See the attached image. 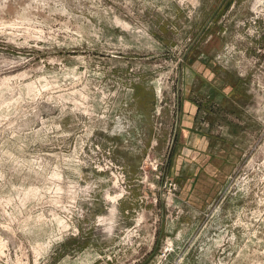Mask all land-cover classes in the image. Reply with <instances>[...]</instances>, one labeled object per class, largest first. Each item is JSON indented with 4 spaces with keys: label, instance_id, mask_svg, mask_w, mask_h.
<instances>
[{
    "label": "rangeland",
    "instance_id": "374dc122",
    "mask_svg": "<svg viewBox=\"0 0 264 264\" xmlns=\"http://www.w3.org/2000/svg\"><path fill=\"white\" fill-rule=\"evenodd\" d=\"M0 264H264V0H0Z\"/></svg>",
    "mask_w": 264,
    "mask_h": 264
},
{
    "label": "crops",
    "instance_id": "0c3cea01",
    "mask_svg": "<svg viewBox=\"0 0 264 264\" xmlns=\"http://www.w3.org/2000/svg\"><path fill=\"white\" fill-rule=\"evenodd\" d=\"M209 100H213L215 99L214 96H209L208 97ZM190 109V114H187L184 122H183V126L182 128L184 129V134L190 135L191 131L197 127H200L198 125V121H197V113H199V109L198 110H194V112H192L191 108ZM188 109V110H189ZM211 115V113H210ZM191 116V117H190ZM211 121V119H210ZM189 125H193V126H189ZM201 125V123H200ZM209 129L208 132H205L206 134L204 135V138L202 139V143L198 144L197 138H191V140L188 142L187 144V148L185 149L184 155H183V159L186 162H189L190 159H193V163L194 165L191 166V168L189 169L190 171L188 172L187 167H189V165L185 163V165H182L184 167H182V181L180 182L181 186H182V196L184 197L185 200H190L192 201L194 199V197L196 195H201V194H205L207 192H209V187H211L215 182L214 179H218L219 177L215 174H213V168L211 167L210 163L208 165H206L204 167V163H202V165L197 161L198 158L202 160H204L205 158L208 159V162H210V160L212 158H214V156L217 154V152H207L206 148L204 147L205 144V140L209 139L211 134H210V130L212 127V123H210L209 125H206ZM186 137V136H184ZM191 162V161H190ZM182 163V164H184ZM200 165L199 167H197V165ZM196 168V169H195ZM191 169L193 171H191ZM198 193V194H197Z\"/></svg>",
    "mask_w": 264,
    "mask_h": 264
},
{
    "label": "built area",
    "instance_id": "2783aa9c",
    "mask_svg": "<svg viewBox=\"0 0 264 264\" xmlns=\"http://www.w3.org/2000/svg\"><path fill=\"white\" fill-rule=\"evenodd\" d=\"M166 190H167V197H168V196H173L179 189H178L177 184L170 182L169 184H167Z\"/></svg>",
    "mask_w": 264,
    "mask_h": 264
}]
</instances>
